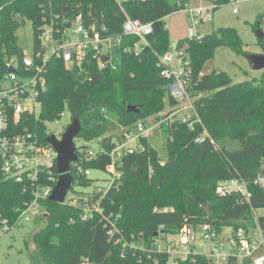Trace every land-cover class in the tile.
I'll return each mask as SVG.
<instances>
[{
  "label": "trees",
  "instance_id": "1",
  "mask_svg": "<svg viewBox=\"0 0 264 264\" xmlns=\"http://www.w3.org/2000/svg\"><path fill=\"white\" fill-rule=\"evenodd\" d=\"M205 1L214 10L231 2ZM186 4L188 0H128L123 13L112 0H0V82L9 61H22L17 32L25 21L33 27V47H37L36 36L43 21L55 17L71 21L80 16L85 25L106 26L115 36L121 35L125 15L152 24V34L147 37L150 48L136 56L123 51L136 39L124 40L116 51L114 69L99 71L86 66L81 73L71 72L61 60L51 61L44 69L38 118L26 120V126L45 143L44 122L53 121L65 111L71 121L77 117L82 126L77 138L85 143L93 139L100 142L96 157L86 160L78 155V164L83 170L106 172L111 164L112 141L119 137L109 134L112 126L131 127L178 104L165 89L167 82L156 64L157 55L163 54L170 43L164 19ZM262 21L260 15L254 28L258 29ZM184 44L192 71L191 97L210 95L194 101L200 122L196 117L186 122H161L158 129L166 136V159L159 158L157 150L141 140L143 150L122 157L117 167L121 177L106 193L95 190L82 194L74 192L72 186L79 206L44 201L47 215L31 236L35 248L31 264H80L83 259L92 264H154V260L163 264L164 257L152 254L147 259L141 251L151 249L160 229L176 234L184 225L206 224L218 231L222 227L248 226L252 209L264 207V190L252 184L264 160V78L259 83H234L224 72L199 76L220 47L244 54L243 43L233 29L212 31L201 40L179 41V45ZM262 48L264 52V42ZM93 74L99 76L97 84L89 80ZM127 106L137 107L139 113L127 112ZM199 137L204 141L197 142ZM229 143H237L238 148L228 150ZM53 172L56 175L55 169ZM71 176L73 185L91 183L74 168ZM234 178L246 182L251 192L248 202L238 194L216 193L220 182ZM32 198L30 187L4 179L0 172V203L11 222ZM97 201L103 216L94 214L89 221H81V207ZM106 220L118 229L111 238ZM195 264L205 263L197 259Z\"/></svg>",
  "mask_w": 264,
  "mask_h": 264
},
{
  "label": "built area",
  "instance_id": "2",
  "mask_svg": "<svg viewBox=\"0 0 264 264\" xmlns=\"http://www.w3.org/2000/svg\"><path fill=\"white\" fill-rule=\"evenodd\" d=\"M112 1L123 11V5L128 0ZM188 8L189 4H186L181 11H187ZM211 9L214 10L212 5ZM235 12L234 10L233 13ZM188 13L200 22H207L211 18L209 8ZM57 19L55 17L50 21H43L36 36L37 47H33V55L30 58L23 55L20 64L14 59L9 61L7 72L0 82V172L4 179L30 187L33 196L30 202L24 203L18 210V216L13 222L3 214L0 203V241L12 229L24 223L42 220L47 215L43 202L49 200L59 179L58 173L54 175L53 172L56 170L57 154L46 139L54 137L61 140L69 124L63 130L56 131L50 130L47 125L58 124L64 112L58 114L53 121L44 122L45 143L26 126L28 117L38 118L40 112L38 99L45 86V67L57 59L71 72L81 73L86 66L103 71L108 67L115 68L116 51L122 48L124 40L128 38H135L136 42L125 46L124 52L138 56L141 51L150 48L147 37L152 34V24L130 19L127 15L119 36L110 34L106 26L85 25L80 16L71 21ZM203 37L191 27L184 40H201ZM179 41L170 42L168 49L157 55L156 68L167 82L165 89L170 98L178 103L175 108H171L165 119L171 121V116L173 121L186 122L190 119L189 115L194 116L196 113L194 101L202 94L195 97L190 95V58L186 45H179ZM161 122L163 120L152 128L142 120L121 130L119 137L112 141L113 147L109 151L111 164L106 172L111 179L107 188H98L97 193H106L119 181L121 176L117 167L121 165L122 157L143 150L141 140L148 138ZM195 140L204 141L203 137ZM211 144L215 145L214 140H211ZM97 152L84 146L77 147V161L71 166V170L74 168L76 174L90 178V170H83L78 164V155L80 159L84 156L86 160H91L96 157ZM257 173L252 184L264 190V160ZM215 191L219 196L238 194L246 202L251 198L246 182L240 178L220 182ZM64 203L79 206L71 189L66 193ZM81 212V221H89L94 214L103 216L98 201L84 204ZM109 224L111 229L107 235L111 238L118 229L114 223ZM151 245V249L141 248V251L146 253L147 259L152 254L164 257L163 264H195L197 259L205 264H264V207L252 209V220L248 226L222 227L218 231L206 224L184 225L176 234H167L162 228ZM153 262L160 264L156 260ZM80 264L92 263L83 259Z\"/></svg>",
  "mask_w": 264,
  "mask_h": 264
},
{
  "label": "rangeland",
  "instance_id": "3",
  "mask_svg": "<svg viewBox=\"0 0 264 264\" xmlns=\"http://www.w3.org/2000/svg\"><path fill=\"white\" fill-rule=\"evenodd\" d=\"M221 6L216 10L211 9L209 2L205 0H188L189 8L187 11H178L174 14L166 17L167 37L170 42L178 40H184L187 38L188 29L193 27L194 31L201 35H209L212 31L218 29H233L237 36L243 43V55L233 53L228 48L220 47L215 50L214 57L210 59L201 69L199 76L210 75L211 72H224L231 77L234 83H243L245 81L261 82L264 78V69L262 71H254L247 62L246 54L261 55L264 54L262 44L264 39L259 40L255 35L256 31H261L264 34V0H234ZM210 9L211 18L207 22H200L192 17L188 11H198L200 9ZM236 11L233 13V11ZM260 15L263 21L258 29L254 28V24ZM18 46L21 48L23 55L30 58L33 55V27L28 21L24 22V25L19 28L17 32ZM209 94H202L197 99L204 100L208 98ZM170 107H166L164 112L144 119V122L149 127H154L161 120L163 122H171L165 119L166 115L171 112ZM190 119L196 117L200 122L199 116L196 113L188 116ZM70 116L65 111L60 118L59 123L56 125L48 124V128L52 131L63 130L68 124H70ZM133 126L132 124L130 125ZM129 127V126H128ZM127 128V127H125ZM121 126H112L109 134L119 135L122 129ZM149 145L157 150L159 158L165 160L166 158V136L164 132L158 128L151 131L148 138H145ZM74 143L77 147L85 146L92 152L99 150L100 142L98 139H93L88 143L76 138ZM237 143H229L227 149H237ZM91 183L88 186L73 185L74 192H80L82 194H92L98 188L105 189L108 186L111 179L110 174L101 170L92 169L90 171ZM43 224L42 220H36L28 223H24L22 226L12 229L6 235H4L0 241V264H31V257L35 254L34 244L31 240V236L38 231ZM203 249V248H201Z\"/></svg>",
  "mask_w": 264,
  "mask_h": 264
},
{
  "label": "water",
  "instance_id": "4",
  "mask_svg": "<svg viewBox=\"0 0 264 264\" xmlns=\"http://www.w3.org/2000/svg\"><path fill=\"white\" fill-rule=\"evenodd\" d=\"M257 39H264V34L261 31H256ZM245 58L251 69L254 71H262L264 69V54H246ZM11 70V69H10ZM99 76L92 75L91 83L97 84ZM127 112L138 114L139 109L135 106H127ZM82 126L79 119L74 117L65 133L62 135L61 140L54 137H48L46 142L52 146L57 154L56 157V172L59 175L57 184L51 192L49 201L55 204H62L65 201L66 193L73 185V178L71 176V166L77 161L76 144L74 140L81 133ZM156 236V235H155Z\"/></svg>",
  "mask_w": 264,
  "mask_h": 264
}]
</instances>
